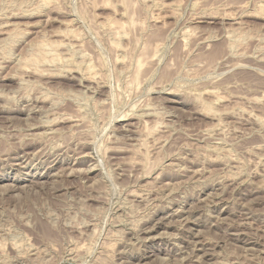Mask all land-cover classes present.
I'll return each mask as SVG.
<instances>
[{"label":"rangeland","instance_id":"1","mask_svg":"<svg viewBox=\"0 0 264 264\" xmlns=\"http://www.w3.org/2000/svg\"><path fill=\"white\" fill-rule=\"evenodd\" d=\"M0 264H264V0H0Z\"/></svg>","mask_w":264,"mask_h":264},{"label":"bare ground","instance_id":"2","mask_svg":"<svg viewBox=\"0 0 264 264\" xmlns=\"http://www.w3.org/2000/svg\"><path fill=\"white\" fill-rule=\"evenodd\" d=\"M126 2H127V1H125V4H126ZM128 4H129V2H128ZM128 4H126V5H128ZM130 22H131V21H130ZM132 24H133V23H132ZM117 25H118V24H117ZM117 25H115V26H117ZM122 25H123V24H122ZM119 26H120V25H119ZM125 26H126V25H125ZM130 26H131V25H130ZM130 26H129V27H130ZM120 27H121V26H120ZM136 60H137V59H136ZM136 60H135V61H136ZM138 60H139V59H138ZM138 60H137V61H138ZM139 62H140V61H139ZM137 65H138V63H137ZM138 66H139V68H140V65H138ZM138 66H137V67H138ZM137 71H138V69H137ZM139 72H140V71H139ZM138 74H139V73H138ZM90 76H91V75H90ZM134 77H136V76H134ZM132 81H134V79H133ZM135 81H136V79H135ZM135 85H136V84H135ZM38 125H39V124H38ZM32 127H33V126H32ZM49 131H50V130H49ZM69 160H70V159H69ZM49 175H50V174H49ZM36 183H37V182H36ZM184 221H185V220H184ZM191 245H192V244H191ZM193 259H194V258H193ZM191 261H192V260H191Z\"/></svg>","mask_w":264,"mask_h":264}]
</instances>
